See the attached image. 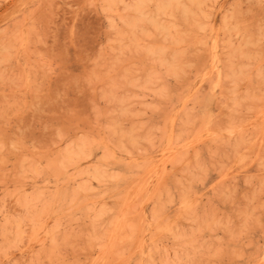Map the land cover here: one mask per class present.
Returning <instances> with one entry per match:
<instances>
[{
  "label": "rangeland",
  "instance_id": "obj_1",
  "mask_svg": "<svg viewBox=\"0 0 264 264\" xmlns=\"http://www.w3.org/2000/svg\"><path fill=\"white\" fill-rule=\"evenodd\" d=\"M0 264H264V0H0Z\"/></svg>",
  "mask_w": 264,
  "mask_h": 264
}]
</instances>
